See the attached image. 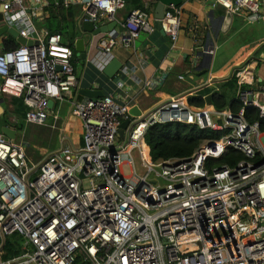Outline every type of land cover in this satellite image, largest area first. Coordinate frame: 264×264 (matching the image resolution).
I'll return each instance as SVG.
<instances>
[{
	"label": "built area",
	"instance_id": "2783aa9c",
	"mask_svg": "<svg viewBox=\"0 0 264 264\" xmlns=\"http://www.w3.org/2000/svg\"><path fill=\"white\" fill-rule=\"evenodd\" d=\"M204 1L226 17L264 19V0ZM69 6L65 0L63 7ZM0 8L1 25L32 41L30 47L4 51L0 40V98L22 100L26 125L46 126L52 100L68 105L82 127L81 146L58 147L39 164L28 159L21 143L0 133V240L24 241L19 256L0 264H264V137L257 123L244 118L246 107L264 117V101L240 89L242 72L235 74L237 113L196 110L176 96L150 115L131 117L129 105L111 95L75 100L74 55L62 35L39 30L25 0H0ZM124 8L123 0H88L81 22L113 21ZM180 15V6L170 5L158 20L170 52L177 49ZM148 18L145 7L132 10L123 33L105 34L97 46L102 69L115 48L134 45ZM157 86L155 79L143 83L148 90ZM59 113L58 107L51 128ZM126 119L128 132L119 141ZM168 123L222 135L201 142L189 158L153 162L144 135ZM230 149L243 160L234 167H206L207 160L218 161ZM123 165L130 176H123Z\"/></svg>",
	"mask_w": 264,
	"mask_h": 264
},
{
	"label": "crops",
	"instance_id": "0c3cea01",
	"mask_svg": "<svg viewBox=\"0 0 264 264\" xmlns=\"http://www.w3.org/2000/svg\"><path fill=\"white\" fill-rule=\"evenodd\" d=\"M64 1L25 0V7L39 30H45L49 34L50 30L57 31V34L62 35L63 43L72 49V65L77 80L76 88L72 90L75 100L111 95L117 104H127L130 109L136 107L141 116H147L176 96L183 97L186 102L190 97L205 100L212 93L220 92L219 85L228 82L237 72H242L240 89L253 92L258 103L263 104L264 19H247L244 15H237L228 20L221 8L212 10L207 1L182 2L177 49L170 52V42L160 30L155 17L158 1L123 0L125 8L117 12L113 21L102 19L95 25L103 27L116 22L114 30L121 34L124 32L123 21L128 13L145 7L149 14L148 28L140 32L131 48H115L112 51L111 60H117L121 68L129 69L125 73L119 71L113 78H107L98 65L97 48L105 34L91 37L90 34L82 33L80 28L83 8L88 0H67L70 2L69 8L63 7ZM5 36L6 34L0 36L1 43ZM80 40H84V58L76 51V42ZM179 75L184 79L179 81ZM150 79L157 82L155 90L143 87L144 81ZM119 82L122 83V88L117 87ZM239 87L237 86L236 93ZM84 91L91 92L92 97L84 96ZM55 105L56 103L50 110L47 122L50 126L53 124V110L59 107V120L54 124L55 128L46 127L51 130H47L45 139L38 144L31 142L32 147L45 150L49 148L50 152L58 148L55 141L59 140L62 146L68 143L70 147L78 148L82 145L81 121L70 114L68 105ZM206 107L213 108L205 101L204 108ZM9 108H12L10 114L14 118L7 119L6 125L0 124V129L6 126L14 130L20 122L15 117L12 102ZM2 110L4 114L6 110ZM3 114L0 115V120ZM13 119L15 123L11 122ZM28 159L33 162L29 157Z\"/></svg>",
	"mask_w": 264,
	"mask_h": 264
},
{
	"label": "trees",
	"instance_id": "16d2710c",
	"mask_svg": "<svg viewBox=\"0 0 264 264\" xmlns=\"http://www.w3.org/2000/svg\"><path fill=\"white\" fill-rule=\"evenodd\" d=\"M56 32L57 31L50 30V34H55ZM1 46L4 51H10L16 49L19 44L16 43L11 36L6 35L2 40ZM218 87L220 92H214L210 96L211 106L217 111L227 108L232 113H237L241 108V104L235 98V90L237 88L235 75L228 82L221 84ZM11 102L13 103V100ZM18 104L21 109L15 107V114L23 117L25 108L22 104V100H19ZM187 104L190 107L199 110L204 108L205 100L201 97H190L187 100ZM6 116L7 113L4 111L3 124L5 125L8 123ZM244 118L249 124L257 123L259 132L264 134V117H260L257 108L246 107L244 110ZM221 135V133L210 130L200 131L196 126L168 123L150 127L144 135L143 142L149 149L150 159L153 162H162L171 159L189 158L200 146L201 142L204 140L218 139ZM241 160H243V156L230 149L218 161L207 160L205 165L207 168L221 164L234 167L236 163ZM18 241L19 239L17 236H10L3 242L0 240V249L5 251V254L2 257L3 261L20 255L21 252L18 249Z\"/></svg>",
	"mask_w": 264,
	"mask_h": 264
},
{
	"label": "water",
	"instance_id": "95a60500",
	"mask_svg": "<svg viewBox=\"0 0 264 264\" xmlns=\"http://www.w3.org/2000/svg\"><path fill=\"white\" fill-rule=\"evenodd\" d=\"M157 1H158V4L156 5V8H155V17L157 20H160L163 18L164 12L166 11L168 6L170 5L180 6L182 3V0H157ZM0 12H1V8H0ZM1 19H2V16L0 13V21ZM227 19L229 20L230 17H227ZM116 25H117L116 22H111L106 26L98 27L93 22H82L80 28H81L82 33H87V34H90L91 37H96L100 34H107L108 32L113 31ZM5 34L11 36L16 41V43H18L19 45L28 46V47L32 45L31 40H25L24 38L18 36L16 31L6 26L1 25V22H0V36H4ZM80 45L81 47H79ZM76 51L80 54L82 58H84V40H80L76 42ZM204 51H207V49ZM120 69H121V64L117 60L112 59L103 68V74L107 78H113L115 75H117ZM83 95L89 98L92 97V94L89 91H84ZM2 101L3 100H0V104L2 103ZM205 101L208 106L211 105L210 96H207L205 98ZM53 104H54L53 101L50 100L48 102V108L52 109ZM1 114H3V110L0 107V115ZM140 115L141 114L137 110L136 107H133L129 110V116L131 117H139ZM129 124H130V119H126L120 125V130L118 132V137L120 140L124 139V134L128 130ZM0 133L3 134L6 138H8L10 141H14L16 138L15 130H12L6 126H3L0 129Z\"/></svg>",
	"mask_w": 264,
	"mask_h": 264
},
{
	"label": "rangeland",
	"instance_id": "374dc122",
	"mask_svg": "<svg viewBox=\"0 0 264 264\" xmlns=\"http://www.w3.org/2000/svg\"><path fill=\"white\" fill-rule=\"evenodd\" d=\"M0 100H3V103L1 104L2 106L0 105V107L4 108V110H6V113H7L6 119L14 118L10 114V113H12V108L11 109L9 108V106L11 105V102L7 99L2 98V97L0 98ZM18 101L19 100L14 99L12 104H13V106L17 107L18 109H21V107H19ZM55 103H56L55 106H57V102H55ZM54 110H55V108H54ZM54 110H53V112H54ZM21 112H22V110H21ZM15 117L20 121L18 126H16L14 129L16 132V138H15L16 141H18V142L21 141V144L23 145V148L25 149L27 156L33 161L34 164H39L43 160V158L49 153V148L47 150H45L42 148H38L37 146L32 147L31 142H37V144L41 143L45 134H47L46 133L47 130L52 129L51 126L48 123L46 124V126H42V127L33 126V125L27 126L25 124L22 116L15 115ZM71 120H73V119H71ZM0 122H1L0 124H3V118L0 120ZM47 122H49V119L47 120ZM46 127H49L51 129H48ZM55 142H56V145L58 147L62 146L60 144L59 140H56ZM67 145L70 146V144H68V143H67ZM134 158H135V167H136L137 173L141 174L142 170L139 167V160L136 158V156ZM157 171H159V169H157ZM122 173H123L124 177L130 176V169L127 165L122 166ZM151 177H153V175ZM159 184L163 186L165 184V182H163L162 180H159ZM84 185L87 187V182H85ZM18 239H19L18 249L21 252V246H22V243L24 241L19 237H18ZM4 254H5V251H2L0 249V260H2V257Z\"/></svg>",
	"mask_w": 264,
	"mask_h": 264
}]
</instances>
